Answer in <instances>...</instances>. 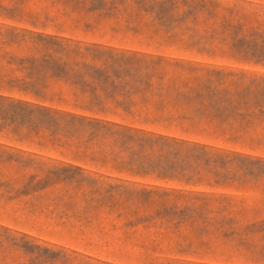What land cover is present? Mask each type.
<instances>
[{
    "label": "rangeland",
    "instance_id": "rangeland-1",
    "mask_svg": "<svg viewBox=\"0 0 264 264\" xmlns=\"http://www.w3.org/2000/svg\"><path fill=\"white\" fill-rule=\"evenodd\" d=\"M107 1L67 14L26 0L34 19L0 13L3 32L80 47L78 62L96 65L103 90L56 71L28 77L8 62L34 55L33 44L0 36V98L227 156L178 163L177 178L162 180L140 164L129 171L109 144L58 143L21 113V128L0 130V264H264V0Z\"/></svg>",
    "mask_w": 264,
    "mask_h": 264
},
{
    "label": "trees",
    "instance_id": "trees-1",
    "mask_svg": "<svg viewBox=\"0 0 264 264\" xmlns=\"http://www.w3.org/2000/svg\"><path fill=\"white\" fill-rule=\"evenodd\" d=\"M26 0H8V4L0 6V13L8 15L12 19L21 20L25 16L34 19V16L25 14L23 4ZM61 3L67 14L79 11L92 12L104 9L107 0H52ZM9 33V34H8ZM0 36L5 38L9 44L29 42L36 50L34 55L25 57L10 56L11 62L16 63L20 71L26 72L30 78L37 77L42 72L56 71L58 80L69 82L84 91L95 92L106 84L95 77L96 65L78 62V56L84 55L80 47L71 45L64 39L42 33L30 31H16L14 29L1 31ZM2 44V43H0ZM87 49V48H86ZM85 49V50H86ZM107 65V63H105ZM105 67V66H104ZM105 67V71H106ZM147 84V83H143ZM150 87L148 84L146 90ZM121 103H116L119 106ZM26 113L34 121L33 127L50 133L54 141L63 145L75 147H89L95 145L100 147L109 144L117 154H126V164L129 171L135 170V164H140L138 169L145 168L155 174L156 178L172 181L177 178L174 171L176 164H183L187 170L194 162L209 166L217 163L224 153L214 151L187 141L170 138L163 135L151 134L131 126L103 119H92L66 112L57 111L39 105L29 104L21 101H8L0 98V130L21 128L17 122L18 116ZM11 115V116H8ZM15 116V117H14ZM7 120H10L6 123ZM125 158L124 156L122 157ZM180 161V162H177ZM117 162V159H114ZM181 173L180 178L189 182L190 177L186 171ZM121 186H111L112 191H117ZM128 189V188H127ZM127 191L132 195L134 190ZM149 196L152 192H146ZM172 192H165L164 196Z\"/></svg>",
    "mask_w": 264,
    "mask_h": 264
}]
</instances>
